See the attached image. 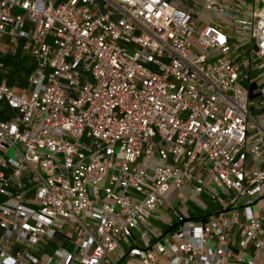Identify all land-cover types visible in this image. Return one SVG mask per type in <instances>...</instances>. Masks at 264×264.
Segmentation results:
<instances>
[{
	"label": "built area",
	"instance_id": "built-area-1",
	"mask_svg": "<svg viewBox=\"0 0 264 264\" xmlns=\"http://www.w3.org/2000/svg\"><path fill=\"white\" fill-rule=\"evenodd\" d=\"M201 2L0 0L34 61L0 79V264H264V0Z\"/></svg>",
	"mask_w": 264,
	"mask_h": 264
},
{
	"label": "rangeland",
	"instance_id": "rangeland-1",
	"mask_svg": "<svg viewBox=\"0 0 264 264\" xmlns=\"http://www.w3.org/2000/svg\"><path fill=\"white\" fill-rule=\"evenodd\" d=\"M52 1L55 2L56 0ZM204 20L208 22L214 21L215 24L221 26V28L227 32H230L231 28H237V26H235L233 22L216 15H205ZM243 49L244 47L240 50ZM0 59L4 63V67L0 71V79H6L10 85L15 86L17 94L26 93V89H29L30 87L29 76L34 67V61L32 60V58L22 51H19L17 54H12L9 37L5 36L0 44ZM245 64H247V61H245ZM262 80H260L259 82H261ZM245 86L249 87L250 83L248 81L245 82ZM251 113L255 114V111L252 109ZM10 154L14 155V152L11 151ZM217 193L219 194L217 199H211L209 195L204 194L201 197H196L193 201H191L189 203V207L191 208L192 214L195 216L198 212L202 214L206 212L219 213L222 207L221 203H223L224 201H228L231 196L234 197L237 195L235 191H232L231 195H224L220 190H218ZM248 200L249 197L242 196L236 202L235 206L240 207L244 205ZM176 221L177 220L173 218L170 223L175 224ZM149 223L152 229L148 225H145L144 228V232L147 233L148 238H161L165 233L166 234L163 236V238L170 236V233L166 232L168 227L163 224L162 221L150 219ZM144 243V239L140 236V233H138L137 244L141 246Z\"/></svg>",
	"mask_w": 264,
	"mask_h": 264
},
{
	"label": "crops",
	"instance_id": "crops-1",
	"mask_svg": "<svg viewBox=\"0 0 264 264\" xmlns=\"http://www.w3.org/2000/svg\"><path fill=\"white\" fill-rule=\"evenodd\" d=\"M170 1L188 9H196L202 6L201 0H170ZM160 211L166 213L167 209L165 207H162Z\"/></svg>",
	"mask_w": 264,
	"mask_h": 264
},
{
	"label": "water",
	"instance_id": "water-1",
	"mask_svg": "<svg viewBox=\"0 0 264 264\" xmlns=\"http://www.w3.org/2000/svg\"><path fill=\"white\" fill-rule=\"evenodd\" d=\"M254 88H255V85L254 84L251 85V88H250V92H251L250 98H252V99L256 97V94H253L252 93Z\"/></svg>",
	"mask_w": 264,
	"mask_h": 264
},
{
	"label": "trees",
	"instance_id": "trees-1",
	"mask_svg": "<svg viewBox=\"0 0 264 264\" xmlns=\"http://www.w3.org/2000/svg\"><path fill=\"white\" fill-rule=\"evenodd\" d=\"M205 217H206V215H205Z\"/></svg>",
	"mask_w": 264,
	"mask_h": 264
}]
</instances>
